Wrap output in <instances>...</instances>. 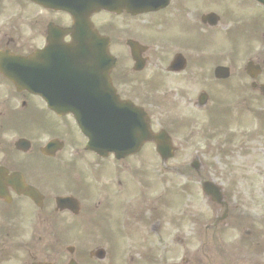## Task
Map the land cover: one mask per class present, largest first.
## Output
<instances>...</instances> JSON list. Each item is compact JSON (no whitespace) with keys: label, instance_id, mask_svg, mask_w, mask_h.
Segmentation results:
<instances>
[{"label":"flooded vegetation","instance_id":"obj_1","mask_svg":"<svg viewBox=\"0 0 264 264\" xmlns=\"http://www.w3.org/2000/svg\"><path fill=\"white\" fill-rule=\"evenodd\" d=\"M23 2L21 30L9 1L0 0V56L40 53L36 94L0 73V264H104L99 252L108 254L109 244L125 236L115 213L132 191L129 178L125 187L134 168L128 164L146 156L103 158L87 149L89 136L64 106L76 97L68 83L76 53L65 32L73 19ZM101 15L93 17L100 34L117 39L112 81L122 104L143 110L153 132L172 129L211 110L200 109V83H212L216 100H232L219 105L239 110L247 124V156L234 145L243 136L234 135L230 155L215 160H245L242 167L264 181V2L161 0L152 12L120 14L116 29L99 23ZM217 67L228 68L220 79ZM228 198L227 218L200 238V264H264V216L251 221L248 194Z\"/></svg>","mask_w":264,"mask_h":264},{"label":"rangeland","instance_id":"obj_2","mask_svg":"<svg viewBox=\"0 0 264 264\" xmlns=\"http://www.w3.org/2000/svg\"><path fill=\"white\" fill-rule=\"evenodd\" d=\"M206 89H209L210 92L214 91V89L208 88L207 84L203 85L202 83H200V92ZM184 130H185L184 126H182L175 132L177 143L182 145L181 149L179 150V156L181 157L189 156V155H193L195 152H198V154H200V145H202L200 134L190 129H188L189 132L187 133L184 132ZM189 133H191L193 136L190 137L188 140H186V136ZM177 160L178 159L174 160L173 163L174 165L180 166L181 164L177 163L178 162ZM214 165H216V162H214L213 166ZM159 166L160 165L158 164L157 168H159ZM189 171L187 170L188 173ZM166 177H168V180L169 178H171L172 182L177 181V183L188 181L189 184H192V182H195L197 180L195 175L187 174V173L183 178L178 177L176 174H172V175L167 174ZM155 178L159 180L160 174L156 172ZM259 180L260 179L253 177L252 185L257 184ZM200 198L202 199L199 186H194L192 184V187H190V190L187 191V194L184 195L182 199H179V201H177L176 199L174 200L175 207H174V212L172 213L173 220L178 219L180 217L179 215L181 214V210H185L186 211L185 214L187 215L185 218H187L188 221L187 225L190 227L193 223V220L199 219L200 211H202L203 209V205H201ZM263 204H264V200H263ZM251 214L253 215L254 220L257 221L259 220L258 212L252 210ZM134 238L136 239L135 243H126V249L124 250L123 256L121 257L123 264H149L150 251L148 253L146 252L148 244L143 245L139 243V240L136 236H134ZM150 241H153V239H150ZM135 246H137L139 251L135 250ZM180 251L181 250L179 249V252ZM192 251H194V248H190V252ZM140 252L141 254H146L143 257H141V260H139V257H137V253ZM177 261H179V256L177 254H174L171 262L175 263ZM108 264H111V261H109Z\"/></svg>","mask_w":264,"mask_h":264},{"label":"water","instance_id":"obj_3","mask_svg":"<svg viewBox=\"0 0 264 264\" xmlns=\"http://www.w3.org/2000/svg\"><path fill=\"white\" fill-rule=\"evenodd\" d=\"M101 4H104V5H106L108 8H115V7H117V2H116V0H115V2H113V1H111V0H106V1H103V2H101ZM83 31H86V32H84L83 33ZM76 32H77V36L78 35H81V34H84V35H86V37L88 38V39H90L91 41H89V43L91 42L92 44H97V43H101V41L100 40H98L97 38H96V36L94 35H92V38H91V32H90V29H89V27H87L86 25H83V24H80L78 27H77V29H76ZM80 37V36H79ZM76 42H79V40L77 39V40H75ZM103 79H106V73H104L103 74Z\"/></svg>","mask_w":264,"mask_h":264}]
</instances>
